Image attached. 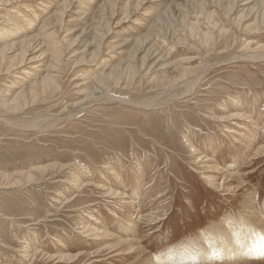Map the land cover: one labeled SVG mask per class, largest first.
<instances>
[{
  "label": "rangeland",
  "instance_id": "374dc122",
  "mask_svg": "<svg viewBox=\"0 0 264 264\" xmlns=\"http://www.w3.org/2000/svg\"><path fill=\"white\" fill-rule=\"evenodd\" d=\"M1 1L0 36L57 44L0 64V264H146L264 210V0Z\"/></svg>",
  "mask_w": 264,
  "mask_h": 264
},
{
  "label": "bare ground",
  "instance_id": "6f19581e",
  "mask_svg": "<svg viewBox=\"0 0 264 264\" xmlns=\"http://www.w3.org/2000/svg\"><path fill=\"white\" fill-rule=\"evenodd\" d=\"M2 2L3 1H1L0 4ZM66 3L67 2L63 3L62 5H65ZM24 21L26 22V24H28L29 28L33 30V28L35 26L34 23H31L29 19H24V18L21 19V22H24ZM43 22H44V24L47 23L45 21H43ZM50 23H52V21ZM0 24L5 25L4 22L0 23ZM49 26H51V25L46 24L43 26L44 29L41 30V33L45 32L44 33L45 35L42 34V36H40L41 34H39V33L37 35H35L34 37L33 36L32 37L26 36L27 35L26 34L22 38V37H20V33L23 31H21L20 28H15V29H13L14 32H7V33H5L6 35L4 33H1V36L3 35L4 37H10V35L13 34L14 36H16L18 38L12 39V36H11V38H10L11 40L8 39V40L2 42L3 46H0V64L4 63L5 59H7V61L9 60V62L11 64H12L11 61L14 62L16 60L19 61V63H21V64L25 63V60L27 58V54L29 52V50L26 49L27 48L26 46L29 45V43L32 40L36 41L38 38L40 39V37L43 38V42L38 43L37 46L34 47L35 49H36V47H39L42 45L46 46V48L55 47L57 44L54 41L55 40V38H54L55 32L53 31L51 33H48L47 31L49 29H47V28H49ZM0 31H2V30H0ZM1 36H0V39L2 38ZM31 44H32V42H31ZM12 50H13L12 53H14V51H16V53H15V55L11 53L13 56H9L8 51H12ZM55 53L56 52H54L53 54H55ZM53 54L51 56V62H52V60L55 62L56 61L58 62V60H57L58 56L53 55ZM248 58L253 60V61L254 60L255 61L256 60H263L264 59V51L252 52V53H250ZM16 62L14 64H16ZM8 66H9V64H8ZM39 67H41V66H39ZM30 69L37 70L40 68L32 67ZM50 69L53 70V69H56V67L52 65L50 67ZM37 71H39V70H37ZM29 75L33 76V78H34L33 81L36 83L37 82V79H35L36 74L31 73ZM54 78H56V76L46 75L45 77L39 78L38 81H39V83L44 84V83L51 82L52 80H54ZM196 82H197V80H195V81L192 80L188 84L191 86L192 85L195 86L194 84ZM32 86H34V85H32ZM177 86H179L178 83L169 87L168 89H166L167 91L165 90L163 93H160L157 97H155L151 101H147V102L134 103V102H129V101H126L123 99H121V100L116 99V98H113V96L106 97V99L109 98L110 100L119 101L121 104L131 105L134 107L142 106L144 108H146V107L151 108V107L157 105L158 103L164 101L165 98L168 96V93H170L171 90H173ZM46 87H47V85H46ZM31 90H32V88H31ZM22 95L19 93L14 98H12V99L10 98L11 102H12V103H10V105H15L21 99ZM34 95L35 94H33V96ZM14 107H16V106H14ZM14 107H13V109H14ZM56 121H57V117L54 115H52V116L50 115V116H47L43 122L37 121L34 124H32V126L38 128L43 123H46V125H48V124L50 125V124H54ZM32 126L30 125V127H32ZM260 150L261 149L259 148L258 151H260ZM87 172H89V171L86 167H84V168L81 167L79 175H77V174L76 175L79 177H81L83 175L85 176V174ZM74 178H75V175H74ZM79 182H81V181H78V183ZM74 185H76V184H74ZM245 204H247V202H245ZM254 204H256V203H254ZM252 205H253V203L251 205L249 203V206L245 205V207L247 208V211L244 212V210H243V212L245 214L243 213L244 216L240 215V219H237L236 217L232 218V216L228 217V218H226V220L221 225H215V227L213 226L211 231L209 230L210 232L200 234V238H198V237L191 238L188 240L187 243L182 244L181 246H179V244H178V246L171 249V253H168V254L158 253L155 256H153V258L149 259L146 264H167V263H172V262L176 263L178 261L181 264H264V260H260L257 262L256 260L254 261L251 259H250V261L249 260L245 261L243 259H236V257L239 255L244 256V255L248 254L249 247H248L247 243L251 240L252 237H253V239L250 241V244L252 241H254V236H257V238H259V239H260V237H264V221H263L262 217H259V214L261 215L262 213H264V210L260 211V209H259L260 213L258 212L259 214L257 216V212L252 211ZM260 218H261V220H260ZM136 228H137L136 225L128 223V225L124 224L122 226L121 230L123 232H125L128 237L134 238L136 236ZM198 259H200V260H198Z\"/></svg>",
  "mask_w": 264,
  "mask_h": 264
},
{
  "label": "snow or ice",
  "instance_id": "6c2138e0",
  "mask_svg": "<svg viewBox=\"0 0 264 264\" xmlns=\"http://www.w3.org/2000/svg\"><path fill=\"white\" fill-rule=\"evenodd\" d=\"M262 254H264V253H262Z\"/></svg>",
  "mask_w": 264,
  "mask_h": 264
}]
</instances>
